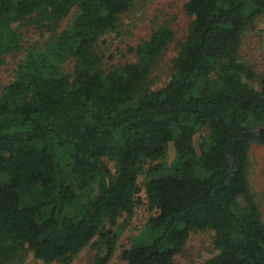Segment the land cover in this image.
Wrapping results in <instances>:
<instances>
[{
    "label": "trees",
    "instance_id": "16d2710c",
    "mask_svg": "<svg viewBox=\"0 0 264 264\" xmlns=\"http://www.w3.org/2000/svg\"><path fill=\"white\" fill-rule=\"evenodd\" d=\"M131 6L0 0V64L17 60L0 94V264H71L87 246L91 264H107L120 219L141 203L139 175L153 213L123 264H172L193 232L212 233L203 264H264L248 180L252 145H264V71L240 54L264 0H186V34L156 88L150 71L174 39L166 24L130 49L133 61L106 68L98 50Z\"/></svg>",
    "mask_w": 264,
    "mask_h": 264
},
{
    "label": "rangeland",
    "instance_id": "374dc122",
    "mask_svg": "<svg viewBox=\"0 0 264 264\" xmlns=\"http://www.w3.org/2000/svg\"><path fill=\"white\" fill-rule=\"evenodd\" d=\"M185 2L186 0H132V6L122 15L117 28L106 33L99 42L98 50L104 67L133 61L134 53L130 49L145 39L152 29L164 23L174 31V39L153 66L148 78L150 88L163 86L170 75L177 42L186 34L190 21L184 10ZM69 19L70 17L66 20ZM66 20L62 25L67 22ZM23 34L29 42L42 38L35 28H23ZM240 54L243 61L253 64L259 72L264 71V18L258 22L256 29L246 34ZM16 62L8 56L5 62L0 64V94L3 87L13 79ZM71 68L72 63L68 62L66 70ZM197 139L198 135L195 136V142ZM173 159L174 148L172 143H169L164 161L172 167ZM106 161L114 169L115 163L108 159ZM248 180L264 221V145H252L249 153ZM137 182L141 187L139 193L141 203L134 207L130 217L124 216L120 219V221L126 219V225L107 264H123L119 259L120 252L130 246V240L140 234L145 221L153 213L147 208L143 175L138 176ZM213 254L212 233L193 232L186 240L182 251L174 257L172 264H203ZM93 256L94 250L87 246L73 258L71 264H91ZM25 264L43 263L29 255Z\"/></svg>",
    "mask_w": 264,
    "mask_h": 264
}]
</instances>
